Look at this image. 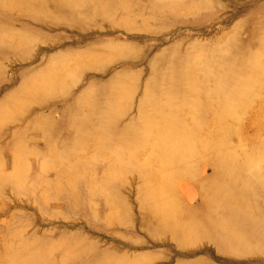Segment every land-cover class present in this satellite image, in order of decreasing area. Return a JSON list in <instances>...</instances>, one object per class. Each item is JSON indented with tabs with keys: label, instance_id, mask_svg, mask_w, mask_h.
<instances>
[{
	"label": "bare ground",
	"instance_id": "obj_1",
	"mask_svg": "<svg viewBox=\"0 0 264 264\" xmlns=\"http://www.w3.org/2000/svg\"><path fill=\"white\" fill-rule=\"evenodd\" d=\"M248 1L232 3L245 7ZM10 6L33 19L50 17L54 24L81 25L107 19L118 26L124 24L123 17L134 11L136 16L147 13L150 19L159 13L191 16L211 9L209 0H14ZM156 10L159 12L155 13ZM115 17L119 20L115 21ZM223 21L226 18L216 19L200 29L209 31ZM235 31L233 27L222 32L207 52L197 49L195 55H183L182 59L186 60L181 59L179 63L171 60L162 65L156 56L148 60L146 49L136 53L124 43H104L90 45L67 60L46 65L38 74L24 78L19 84L20 90L4 99L0 107L10 114L4 120L20 121L18 126L23 124L25 127L17 128V133L11 132L14 160L10 172H4L6 163L0 162V181L10 182L20 172L18 164L14 163L19 159L18 153L30 148L32 155H39L36 146L27 148L29 126L47 131L51 125L62 121L69 138L61 140V150L54 151L73 153L77 148L93 146L96 140L98 154L91 158V164L95 165L94 160L107 154L104 148L109 147L108 152H113L114 159L106 168L117 171L129 168L135 172V187H142L145 193L142 211L146 222L179 237L205 233L221 250H234L243 243L264 246V208H257L254 203L259 197L264 204V16L250 29H245L247 35ZM5 36L0 33V39ZM168 36L165 34L156 39L164 41ZM17 38L16 45H9L18 47L25 36ZM117 59H122L115 64L120 70L108 80L97 83V78L92 77L77 95L76 91L70 90L72 101L59 121L50 115L51 105H47L46 111L33 108L42 105L41 102L53 93L69 88L72 81L82 82L81 70L104 68L106 62ZM141 63L148 64V75L139 84L138 73L144 69L136 71L131 67ZM157 63V66L161 64L159 69L155 67ZM15 74L20 76V71L16 70ZM239 108L246 116L243 122L237 115ZM46 133L48 136V131ZM249 136L259 140L256 147L247 150L245 140ZM139 148H143L145 157H139L136 152ZM80 160L81 157L70 166ZM200 162L203 163L201 167ZM83 163L91 166L88 162ZM61 173L54 179L39 177L37 183L48 187ZM77 173L72 171L64 184L76 187V184L85 183L86 196L103 192L102 188L91 186V178L87 180L83 173ZM27 174L26 171V177ZM182 176L196 187L195 200L188 204L190 211L186 216L183 214V218L177 212L182 198L176 196L174 188L185 187L178 183ZM79 177L83 180L77 183ZM35 183L36 180L31 185ZM59 184L61 182L54 183L56 187ZM119 184L117 182L116 186ZM111 196L110 192L105 193L104 201L108 202ZM64 199L57 202L63 201L70 207L71 203ZM65 241L67 248L62 261L67 264H73L82 254L87 258L86 264H120L126 260L120 258L119 263L114 258H107L90 262L87 245L74 253L77 243L71 245ZM55 247V244L50 246L44 253ZM10 255L14 264H49L46 260L49 255L28 252L25 244H20Z\"/></svg>",
	"mask_w": 264,
	"mask_h": 264
},
{
	"label": "rangeland",
	"instance_id": "obj_2",
	"mask_svg": "<svg viewBox=\"0 0 264 264\" xmlns=\"http://www.w3.org/2000/svg\"><path fill=\"white\" fill-rule=\"evenodd\" d=\"M232 1L235 0H209L211 9L191 16L159 13L155 18L149 19L147 13L144 16H136L134 11L131 15L123 17L121 20L124 24L118 26L107 19L81 25L61 22L54 24L51 23L50 17L39 16L33 19L27 16L29 14L24 15L15 6H10L14 4V0H0V33L6 34L4 39H0V107L4 99L10 98L20 90L19 84L24 78L38 74L46 65L67 60V57L83 51L90 45L124 43L130 45L129 50L136 53L146 49L149 51L148 60L156 56L163 65L171 60H177L179 63L183 55H195L197 49L207 52L213 46L215 37L233 27L234 30L236 28L235 33L245 36V29H250L264 16V0H249L245 7L233 6ZM157 12L159 10L155 11ZM234 13L236 14L232 16ZM219 18H226V21L209 31H201L202 25L214 23ZM114 20L118 21L119 18L115 17ZM127 27L130 30L126 29ZM165 34L170 37L164 41L157 40ZM17 35L25 36L18 47L15 46ZM9 43L15 45L10 46ZM119 60L122 59L106 62L104 68L81 70L82 82L72 81L74 83L71 82L69 88L65 87L53 93L50 98L41 102L42 105H35L33 108L46 111L47 105H51L53 109L50 115L59 121L64 115L63 110L72 101L70 90L76 91L77 95L87 87V81L92 77L97 78V83L108 80L113 73L120 70V67H115ZM184 60L186 59L181 61ZM161 64L157 66V63L155 67L159 69ZM147 66L148 64L141 63L131 67L136 71L144 69L138 73V80L136 78L139 84L148 75ZM16 70L20 71V76L15 74ZM7 115H10L9 112L0 108V162L6 163L3 166L4 172L11 171L14 160L11 154L15 152V148H12L14 138L11 132L14 130L17 133V128H25L23 124L18 126L20 121L4 120ZM237 115L242 117V122L245 120L246 116L241 108L237 110ZM241 130L245 133L244 127L241 126ZM47 131L49 135L45 136ZM47 131L45 128L38 130L29 126L26 131L28 137L30 136L27 148L36 146L39 155H32L30 148L18 153L19 159L14 163L18 164L20 172H17L10 182L0 181V264H14L10 253L18 249L20 244L27 245L28 252L49 255L46 259L49 264H67L62 261L65 256L63 252H66L67 248L65 240L71 245L77 243L78 247L74 253H79L80 249L87 245L90 262L96 259L99 261L114 258L119 261L120 258H125L126 260L119 263L264 264V246L243 243L234 250H221L205 233H191L179 237L146 222L142 211L145 193L142 187H135V172L129 168L121 171L106 168L107 163H113L114 159L113 152H108L109 147L104 148L107 154L99 155L94 160L97 163L92 165V157L98 154L96 140L93 141V146L77 148L73 153H57L54 149L61 150V140L69 138V134L63 129L62 121L51 125ZM258 140L249 136L245 140L246 149L256 147ZM142 149L139 148L136 152L143 158L146 154H142ZM80 157V163L76 162L70 166ZM83 162H88L91 166L82 165ZM202 164L200 162L199 167ZM61 171L63 173L50 186L40 184L39 181L37 183L39 177L54 179ZM72 171H78L77 175L83 173L87 180L91 178V186L94 189L102 188L103 192L86 196L85 183L76 184V187L64 184ZM16 177L20 179L17 180ZM35 180V185H31ZM81 180L82 177H79L77 183ZM60 182L59 187L54 185ZM117 182L121 184L116 186ZM188 182L187 178L182 176L178 183L185 187H174L176 196H181L183 200L177 207L181 217L183 214L186 216V212L190 211L188 204L195 200L196 187ZM107 192L112 194L108 202L104 201V194ZM68 193H73L71 196L75 199H70L71 196L59 198ZM57 195L59 197L55 198ZM58 199L70 202V207L63 201L57 202ZM254 203L257 208H264L259 197H256ZM54 244V249L44 253ZM77 259L72 263L87 262L84 254L78 255Z\"/></svg>",
	"mask_w": 264,
	"mask_h": 264
}]
</instances>
